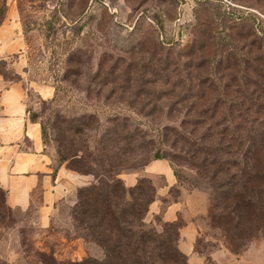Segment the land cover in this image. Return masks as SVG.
Listing matches in <instances>:
<instances>
[{"label": "rangeland", "instance_id": "374dc122", "mask_svg": "<svg viewBox=\"0 0 264 264\" xmlns=\"http://www.w3.org/2000/svg\"><path fill=\"white\" fill-rule=\"evenodd\" d=\"M13 20L38 120L52 130L78 111L126 118L139 135L125 173L160 153L184 186L208 198L206 213L181 219L192 228L179 238L188 263L264 264V218L226 236L210 217L211 190L198 169L217 123L232 128L242 113L254 123L264 111V0H0V25ZM16 60L9 55L0 71L20 82ZM47 147L55 153L51 139ZM159 218L147 221L161 229ZM15 221L0 228V264L103 257L64 219L43 229L15 210Z\"/></svg>", "mask_w": 264, "mask_h": 264}, {"label": "trees", "instance_id": "16d2710c", "mask_svg": "<svg viewBox=\"0 0 264 264\" xmlns=\"http://www.w3.org/2000/svg\"><path fill=\"white\" fill-rule=\"evenodd\" d=\"M55 93L56 89L47 101H53ZM28 110L30 119L40 123L44 143L48 145L49 139L55 143V171L65 163L70 170L93 176L89 184L78 188L71 226L103 251L101 258L66 262L44 258V264H189L179 246L181 219L164 222L159 218L161 229L147 221L149 207L158 198L151 178L140 177L128 186L120 177L131 167L129 151L135 150L138 140L136 127L130 128L119 115L103 119L96 112L78 111L61 117L51 130ZM261 114L253 123L242 113L243 122L232 128L217 123L198 166L211 190L210 217L226 236L246 227L256 228L264 218V111ZM144 146L149 145L146 142ZM154 159L168 160L160 153ZM16 223L15 209L8 205L7 192L0 187V228H12Z\"/></svg>", "mask_w": 264, "mask_h": 264}, {"label": "crops", "instance_id": "0c3cea01", "mask_svg": "<svg viewBox=\"0 0 264 264\" xmlns=\"http://www.w3.org/2000/svg\"><path fill=\"white\" fill-rule=\"evenodd\" d=\"M24 49L16 21L1 24L0 69L9 55H17L15 63L20 82L6 78L0 71V187L7 192L9 206L28 215L33 224L47 229L62 219L71 224L70 215L78 188L89 184L93 176L70 170L65 163L55 171L54 151L44 143L40 123L30 119L26 101L28 88L24 86ZM38 93L40 95L41 91ZM48 94L54 95V91ZM143 176L151 178L158 195L151 203L147 217L152 214L160 216L164 222H175L182 219L184 212H207L206 194L178 182L166 159L151 160L140 171L120 175L128 186L136 184ZM174 189H178L176 194ZM189 227L182 223L180 236L183 239L186 232L191 233ZM192 239H195L194 234H188L187 240Z\"/></svg>", "mask_w": 264, "mask_h": 264}]
</instances>
